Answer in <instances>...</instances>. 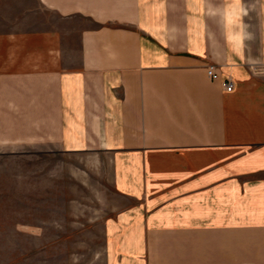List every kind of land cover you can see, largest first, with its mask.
Segmentation results:
<instances>
[{"label": "crops", "instance_id": "1", "mask_svg": "<svg viewBox=\"0 0 264 264\" xmlns=\"http://www.w3.org/2000/svg\"><path fill=\"white\" fill-rule=\"evenodd\" d=\"M58 153L107 264H264V0H0V158Z\"/></svg>", "mask_w": 264, "mask_h": 264}, {"label": "rangeland", "instance_id": "2", "mask_svg": "<svg viewBox=\"0 0 264 264\" xmlns=\"http://www.w3.org/2000/svg\"><path fill=\"white\" fill-rule=\"evenodd\" d=\"M93 162L0 158V264H107L102 226L117 200Z\"/></svg>", "mask_w": 264, "mask_h": 264}, {"label": "built area", "instance_id": "3", "mask_svg": "<svg viewBox=\"0 0 264 264\" xmlns=\"http://www.w3.org/2000/svg\"><path fill=\"white\" fill-rule=\"evenodd\" d=\"M206 68V74L207 76L212 80H218L220 81L222 87L224 88L225 91H228L230 92L233 87H234V83L232 80H230V78L228 77H222L220 75L219 72H217V70L212 66V65H209Z\"/></svg>", "mask_w": 264, "mask_h": 264}]
</instances>
